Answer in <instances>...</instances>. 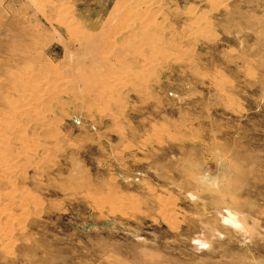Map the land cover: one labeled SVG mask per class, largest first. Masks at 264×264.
I'll list each match as a JSON object with an SVG mask.
<instances>
[{
  "label": "rangeland",
  "instance_id": "rangeland-1",
  "mask_svg": "<svg viewBox=\"0 0 264 264\" xmlns=\"http://www.w3.org/2000/svg\"><path fill=\"white\" fill-rule=\"evenodd\" d=\"M134 1L0 0V264H264V0Z\"/></svg>",
  "mask_w": 264,
  "mask_h": 264
},
{
  "label": "bare ground",
  "instance_id": "bare-ground-1",
  "mask_svg": "<svg viewBox=\"0 0 264 264\" xmlns=\"http://www.w3.org/2000/svg\"><path fill=\"white\" fill-rule=\"evenodd\" d=\"M150 2H151V0H136V1H134V2H132V3H129L128 5H126L125 7H124V10H122L121 12H125V14H124V19H123V21L124 22H119L120 24H119V26H118V29H121V28H128V27H132L134 24H135V21H138V23H140V29H141V32H142V34L144 35V36H148V34H149V32H150V30H155V28H149L148 26H149V23H150V21H151V19H152V15L150 14V12L149 11H147V12H145L144 10H142V9H144L146 6H148L149 4H150ZM116 7H118V6H116ZM116 7H115V9H116ZM123 9V8H122ZM145 13V14H144ZM115 15V14H114ZM119 17V16H118ZM117 18V17H116ZM117 19H119L120 20V18H117ZM109 20V19H108ZM114 20V19H113ZM111 21V20H110ZM145 22H148L147 23V25L146 26H144V25H141V24H143V23H145ZM70 23V22H69ZM112 23H113V21H112ZM114 25H115V23H113ZM113 26V25H112ZM156 27H157V25H156ZM203 27V26H202ZM205 27V26H204ZM198 28V27H197ZM196 28V29H197ZM112 29V28H111ZM76 30V29H75ZM123 29H121V31H122ZM126 30V29H125ZM125 32V31H124ZM81 35H80V37H81V40L83 41V43L86 45V46H92L93 44H95V43H97L98 45H100L99 44V42L101 43V42H103V43H105L106 44V39H105V33H88V32H81L80 33ZM109 34H111V33H109ZM119 34V33H118ZM118 34H116V35H118ZM124 34V33H123ZM108 35V34H107ZM151 35L153 36V39H154V32H152V33H150V35H149V38L151 37ZM119 36H121V35H119ZM123 36V35H122ZM112 36H110L109 38H111ZM124 37V36H123ZM133 38H134V36H132ZM119 38V37H118ZM108 39V38H107ZM157 39V38H156ZM128 40V39H127ZM151 40V39H150ZM135 41V40H134ZM133 41V42H134ZM125 42V41H124ZM151 42V41H150ZM102 43V44H103ZM141 43H143L142 41H141ZM104 44V45H105ZM113 44V42L112 43H108L107 42V44H106V46L107 47H111L110 45H112ZM134 44V43H133ZM103 45V46H104ZM121 47H122V45L121 44H119ZM132 45V44H131ZM102 46V45H101ZM92 47H94V46H92ZM99 47V46H98ZM83 48H85V47H83ZM108 49V48H107ZM101 50V49H100ZM123 50V49H122ZM135 50V49H134ZM121 51V50H120ZM102 54V53H101ZM119 55V54H118ZM97 56H99V55H97ZM100 58V57H99ZM145 58V57H144ZM54 66V65H53ZM54 68V67H53ZM65 68V67H64ZM51 70V69H50ZM63 70V69H62ZM54 73H56V72H54ZM31 75V74H30ZM36 75H38V74H36ZM44 75V74H43ZM28 76V75H27ZM35 76V75H34ZM33 76V77H34ZM53 76V75H52ZM52 76H50V77H52ZM55 76V75H54ZM61 76V75H60ZM23 77V76H22ZM29 77V76H28ZM62 77V76H61ZM16 78V77H15ZM15 78L13 79V80H15ZM19 78V77H18ZM54 78V77H53ZM63 78H65L66 79V77H63ZM63 78H60L59 77V81L61 82V80L60 79H62L63 80ZM121 78V77H120ZM24 79V78H23ZM23 79H21L20 78V80L18 79V81H17V85L18 86H20V85H23L25 82L27 83V80L26 81H24ZM35 79H36V77H35ZM41 79H43V78H41ZM68 79H69V77H68ZM74 79V78H73ZM114 80H115V78H113ZM117 79V78H116ZM12 80V81H13ZM29 81L31 80V77L28 79ZM44 80H45V78H44ZM16 81V80H15ZM68 81V80H67ZM100 81H101V86L103 85H105L104 87H110L111 86V84L113 83L111 80H108L107 78H105V79H103V78H100ZM32 82H37V81H33L32 80ZM41 82V81H40ZM65 83H67V82H65ZM115 83V82H114ZM113 83V84H114ZM59 84V83H58ZM29 86V88H30V85H28ZM61 86V85H60ZM64 86H66V84H64ZM98 86H99V84H98ZM102 86V87H103ZM33 87H35V88H31L30 90L31 91H29V94L30 95H32L31 93L32 92H36L37 91V94H38V92H40L39 93V96L38 97H36L37 98V100H38V98L41 100V101H39L40 103L42 102V100H43V97H41L44 93H45V91L49 94L52 90H55L54 88H56V89H58V88H60V87H58V85H56V83H50V82H48V81H42L41 83H39V84H36V85H33ZM63 87V86H62ZM28 88V87H27ZM28 88V89H29ZM25 90V89H24ZM27 90V89H26ZM25 90V91H26ZM61 90V89H60ZM59 90V91H60ZM43 91V92H42ZM18 92V91H17ZM28 92V91H27ZM41 93H43V94H41ZM11 94V93H10ZM21 94V93H20ZM25 94V93H24ZM52 94V93H51ZM46 95V93L44 94V96ZM53 95V94H52ZM55 95V94H54ZM67 95V94H66ZM70 95V94H69ZM35 96V95H34ZM25 98H24V100H26V101H24L23 102V104L25 105V104H29L30 102H32L33 101V103H34V98H33V100L31 99V98H29V97H26V94H25V96H24ZM62 97H63V95H62ZM67 97V96H66ZM35 98V99H36ZM52 98V97H51ZM46 99V98H45ZM54 99V98H53ZM28 100V101H27ZM32 100V101H31ZM14 101V100H13ZM50 101H51V99H50ZM63 101V100H62ZM65 101V100H64ZM88 101V100H87ZM11 102V101H10ZM19 102V101H18ZM46 103H48L49 104V101L47 102V101H45ZM58 102V101H57ZM99 102V101H98ZM15 103H17L16 101H15ZM38 103V102H37ZM51 103V102H50ZM53 103V102H52ZM52 103H51V105H52ZM56 103V102H55ZM11 104H14V103H11ZM57 104V103H56ZM10 105V104H9ZM17 105H19V104H17ZM21 105V104H20ZM31 105V104H30ZM38 105V104H37ZM46 105V104H45ZM71 105V104H70ZM29 106V105H28ZM43 106V105H42ZM46 106H48V105H46ZM50 106V105H49ZM62 106V105H61ZM12 107V106H11ZM18 107V106H17ZM24 108H25V106H23ZM32 107V106H31ZM40 107V106H39ZM16 108V107H15ZM35 108H37V106L35 107ZM34 107H32V108H30V106H29V109H27V110H29V111H31L32 112V109L33 110H36ZM48 108V107H47ZM47 108H45V109H47ZM18 109V111H19V107L17 108ZM16 109V110H17ZM37 109H39V108H37ZM14 110V109H13ZM24 112H25V110H23ZM37 111V110H36ZM40 111H41V109H40ZM47 111H49L48 109H47ZM47 111L45 110L44 112H46L47 113ZM27 112V111H26ZM39 112V111H38ZM37 112V113H38ZM41 113V112H40ZM45 113V114H46ZM28 113H26V115H27ZM33 115V114H32ZM42 115H43V113H42ZM15 116H17L16 114H15ZM34 116V115H33ZM37 116H39V114H37ZM18 117H20V116H18ZM28 117H30V115H28ZM8 118H10V117H8ZM12 118V117H11ZM43 118V117H42ZM41 118V119H42ZM45 118V117H44ZM35 119V118H34ZM38 120V119H37ZM43 120V119H42ZM47 120V119H46ZM50 120V119H49ZM2 121V120H1ZM9 121V120H8ZM40 121V120H39ZM38 121V122H39ZM3 122H4V120H3ZM7 122V121H6ZM8 123V122H7ZM10 123V122H9ZM41 123V122H40ZM45 124V123H44ZM3 125V124H2ZM5 125V124H4ZM22 125V124H21ZM52 125V124H51ZM6 126H8V125H6ZM5 127V126H4ZM9 128H12V126H9ZM47 128H48V126H47ZM19 131H22L21 130V128H17ZM24 133L26 132V131H23ZM21 133V132H20ZM23 134V133H22ZM18 135V134H17ZM24 135V134H23ZM26 135V134H25ZM19 136V135H18ZM17 136V137H18ZM3 138H5L4 136H2ZM21 137V136H20ZM20 137H18V138H20ZM26 137V136H25ZM24 137V138H25ZM28 137V136H27ZM7 138V137H6ZM6 138H5V140H6ZM23 138V139H24ZM30 138H32V137H30ZM29 138V139H30ZM0 139H2V138H0ZM4 141V140H3ZM8 141V140H7ZM7 141H4L3 142V145H4V147H6L7 146ZM27 141V140H26ZM9 142V141H8ZM12 143V142H11ZM10 143V144H11ZM22 144V143H21ZM25 143H23V145H24ZM39 144V143H38ZM32 145V144H31ZM26 146L28 147V145L26 144ZM30 146V145H29ZM1 147V146H0ZM9 148V147H8ZM21 149V148H20ZM27 150H28V148H26ZM2 150H4V149H2ZM6 150V149H5ZM4 150V151H5ZM24 151V150H23ZM22 151V152H23ZM26 151V150H25ZM24 151V152H25ZM34 151V150H33ZM1 152V151H0ZM3 152V151H2ZM7 152V151H6ZM23 152V153H24ZM5 153V152H4ZM26 154V153H25ZM34 154V153H33ZM3 154H1L0 156H2ZM9 159V156H8V154L6 155V156H2V159L0 160V168L4 171V169H8L9 167H10V165H12V164H10L12 161V159L10 158V160H8ZM9 161H11L10 163H9ZM15 163V162H14ZM9 166V167H8Z\"/></svg>",
  "mask_w": 264,
  "mask_h": 264
}]
</instances>
